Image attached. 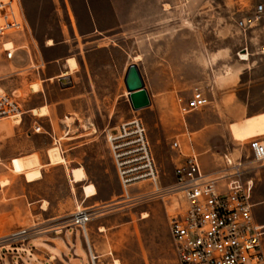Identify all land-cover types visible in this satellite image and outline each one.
<instances>
[{"label":"rangeland","instance_id":"1","mask_svg":"<svg viewBox=\"0 0 264 264\" xmlns=\"http://www.w3.org/2000/svg\"><path fill=\"white\" fill-rule=\"evenodd\" d=\"M59 1L66 6L63 14L70 18H79L84 11L79 8V0ZM93 4L105 33L93 37L86 45L68 44L53 51L30 47L28 51L21 48L29 39L23 37L22 19L20 29L0 36V94L15 92L23 112L32 102L41 101L29 90L37 85L38 92L40 82L29 81L32 69L15 68L38 56H61L60 62L64 64L65 58L73 55L80 63L72 85L61 88L56 80L44 84L54 134L57 138L62 136L60 140L53 141L45 133L28 137L22 132L5 139L3 135L18 126L12 118L0 121V174L8 172L20 182L24 177L28 182L37 181L43 175L37 186L29 188L36 194L48 193L51 211L59 216L61 229H66L74 228L69 224L70 216L80 201L74 198L69 201L65 167H73L69 172L75 183L85 180L86 174L74 166L85 165L101 187L97 196L101 205L91 209L93 216L86 226V235L96 251L89 228L94 224L102 226L94 240L96 252L105 263L177 264L168 221L184 211L185 203L177 194L147 195L139 201L126 199L115 182L103 129L133 117L141 118L159 169V185L164 188L173 181L174 166L180 163V151L172 147L176 139L183 150L190 136L196 151L202 147L216 156L224 153L234 158L240 156L253 168V201H264V162L252 161L248 147L252 138L240 141L231 135V130L235 139L264 131V124L259 127L240 123L264 112V10L255 20L256 8L264 6V0H93ZM239 21L244 25L240 26ZM10 41L17 51L8 60L2 45ZM131 62L140 66L151 100L149 107L139 111L131 109L123 79ZM73 66H69L70 71L76 67L75 61ZM198 88L208 104L180 115L176 97H188L192 89ZM42 131L52 134L50 122L43 124ZM256 138L264 141V137ZM32 150L39 151L43 162L50 165L43 169V174L39 156L28 154ZM200 160L208 162L209 157L201 156ZM1 183H5L0 186L3 198L9 180L0 176ZM83 188L87 197L96 194V188L90 184ZM151 189L147 182L132 187L130 195ZM81 206L89 207L86 203ZM28 208L25 203L13 214L0 215V226L7 227L0 236L31 227L34 222ZM143 214L147 217L142 218ZM252 215L264 224V204H255ZM70 233L74 230L70 229ZM80 234L83 232L77 229L78 240ZM63 251L67 259L74 261L73 254L78 253L84 264H89L86 249L79 241L73 254L65 246Z\"/></svg>","mask_w":264,"mask_h":264},{"label":"built area","instance_id":"2","mask_svg":"<svg viewBox=\"0 0 264 264\" xmlns=\"http://www.w3.org/2000/svg\"><path fill=\"white\" fill-rule=\"evenodd\" d=\"M18 1L0 0V36L21 28ZM263 10L262 4L257 6L255 20L260 18ZM239 22L240 26L244 25V22ZM2 46L6 59H11L16 48L12 44V48ZM58 80L62 87L71 85L69 77ZM208 102L199 88L192 89L188 97H176L177 112L183 116L199 110ZM21 114L19 96L15 92L1 93L0 121L16 115L21 117ZM105 139L126 199L139 201L147 195L163 197L165 194L181 196L185 203L184 211L171 216L168 221L177 264H264V225L253 218V183L242 180L241 162L234 164L224 155L226 168L215 175H206L199 167L198 156L191 153L185 156L181 165L176 166L173 181L164 188L159 185V169L141 118L133 117L115 125L106 131ZM172 147L180 150L177 139L172 142ZM248 147L253 162H264V141L254 137L248 142ZM221 179L227 180L225 191L218 190L217 182ZM147 182L152 186L149 192L130 195L132 187ZM92 216L90 208L79 204L72 212L69 224L83 232L89 264H106L87 239L86 226ZM58 230H61L60 225ZM40 231L36 225L13 231L0 238V247L23 244Z\"/></svg>","mask_w":264,"mask_h":264},{"label":"crops","instance_id":"3","mask_svg":"<svg viewBox=\"0 0 264 264\" xmlns=\"http://www.w3.org/2000/svg\"><path fill=\"white\" fill-rule=\"evenodd\" d=\"M59 0H48L46 2H42L41 0H19L18 1V9L20 12V18L23 21V37H29L28 40L24 41L25 44H22L21 48H25L29 51L30 47L32 50L40 48L45 51H53L61 46H67L71 44L78 47L79 44L86 45L88 44L93 37H96L98 34L102 35L105 33L101 26L99 25L100 20L99 17L95 13L93 0H79V8L84 9L83 13L78 16H70L68 17L66 13L63 14V9L66 6L60 5ZM66 5V3H63ZM84 39V40H82ZM12 46L14 43L10 41ZM23 43V42H22ZM16 51H17V47ZM69 58H73L76 62V67L72 69L70 72L67 60ZM69 58H65L66 63H61V56H54L53 58H46L44 56H38L34 60L30 57L29 61L25 66H18L15 70L18 69H32L31 74V83H35L36 80L40 82V90L37 93H32L33 95L39 96L41 101L37 104L33 103L28 105L27 110L22 111L21 114V122L17 124V129H13L12 133L10 132L9 136L4 135L5 139H10L14 136V133H25L28 137L38 136L40 133H45L49 135L53 141L60 140L62 136L55 137L54 134V125L53 119L50 114V108L46 101V96L44 94V84L48 82H53L56 80L59 82L60 77H69L71 80V85L73 84V76L79 71V65L77 58L75 56H71ZM10 60V59H9ZM132 63V62H131ZM130 63V64H131ZM136 63V62H135ZM128 64V65H130ZM137 64V63H136ZM127 65V67H128ZM138 65V64H137ZM126 67V68H127ZM139 70L140 66L138 65ZM34 69V70H33ZM141 72V70H140ZM142 75V74H141ZM143 78V76H142ZM59 84V83H58ZM59 86L63 88L60 84ZM148 92V90H147ZM149 95V94H148ZM44 107L46 109V115L38 116L33 113V110L37 108ZM262 120H264V112L253 114V116L249 118H245L240 120V123L248 122L254 124L259 127H263ZM50 122V129L52 134L48 131H42L41 128L44 123ZM234 124V123H233ZM231 124V125H233ZM230 125V130L231 126ZM115 125L105 126L103 132L106 135V131ZM39 128L38 131H35L36 128ZM258 127V128H259ZM231 135L234 140H247L254 137H264V131H258L251 135L242 137V138H234L231 130ZM73 138V137H71ZM75 138V137H74ZM73 138V139H74ZM71 139V140H73ZM67 140V139H64ZM106 140V139H105ZM196 142H199L200 139H196ZM68 141V140H67ZM195 143V140H194ZM107 144V143H106ZM108 147V145H107ZM48 149V148H47ZM46 149V150H47ZM185 150L180 147V163L175 165H181L185 156L195 153L198 156L199 167H201L202 171L206 175H215L219 173L222 169L226 168L224 155L232 160L234 164L237 162H241V169L243 170L242 180L247 181L250 180L253 183V190L251 195V201L253 206L255 204H264L262 200L253 201V193H254V178L251 175L253 168L251 167L249 162L244 161L240 156L232 157L230 154L224 153L221 156H216L214 153H210L202 147L198 148L197 151L193 148V144L191 142L190 136H188V144L184 147ZM109 151V150H108ZM35 153L39 156V160L42 163V168H40L41 173L43 174V169L45 167H50L48 162H43L42 154L39 151L32 150L28 154ZM46 153V151H45ZM47 154V153H46ZM111 154V153H110ZM27 155V154H25ZM201 156H208L209 160L201 161ZM13 158L9 159V164ZM48 161V158H47ZM113 163V162H112ZM0 165H2V159L0 158ZM74 167H80L85 171L86 178L81 182L72 183V175L70 174V170L73 167L68 168L65 167L66 170V188L68 190L69 201L72 198L74 200L79 199L80 204L86 203L89 205L88 208L95 209L98 208L101 202L98 200V191L101 190L98 182L94 179V173L85 167V165H77ZM114 168V166H113ZM174 168V169H175ZM9 170V169H8ZM10 171V170H9ZM174 171V170H173ZM11 172V171H10ZM20 175V174H19ZM23 175V174H22ZM0 176H5L9 180V184L5 187V195L3 198L0 197V215L13 214L17 207H22L26 203L28 209L31 211V217L33 225L38 226L41 229L40 233L37 235H33L29 237L23 244H10L0 247V264H84V262L80 259V255L73 254L75 251L78 241L81 242L83 248L86 249V242H84L83 235L80 234V240L75 236L77 228H62L60 231L58 230V218L59 216L54 215L52 213L53 206L51 205V198L48 196V193H33L32 189L29 187L37 186L39 181L43 179V175L37 181L28 182L19 181L16 177L12 176L8 172H4L0 174ZM24 176V175H23ZM173 177V174H172ZM226 179H221L217 182L218 190L225 191L226 190ZM115 182H118V177L115 169ZM92 185L96 188V194L93 196H85L84 185ZM256 197V196H255ZM112 198V197H111ZM254 218V216H253ZM255 219V218H254ZM1 220V218H0ZM35 221L37 223H35ZM259 224L264 225L258 219H255ZM102 226L98 224H94L90 226V239L94 242L95 247V237L98 233L101 232ZM7 229L6 226H0V233H4ZM70 229L74 230V233H70ZM8 234H4L1 237H4ZM67 247V250L73 254V260L71 261L66 258L64 255L63 247ZM264 246V243H263ZM61 255V258L59 257ZM87 260V255H86Z\"/></svg>","mask_w":264,"mask_h":264},{"label":"water","instance_id":"4","mask_svg":"<svg viewBox=\"0 0 264 264\" xmlns=\"http://www.w3.org/2000/svg\"><path fill=\"white\" fill-rule=\"evenodd\" d=\"M123 79L131 109L139 111L149 107L151 105L150 96L145 87L144 78H142L139 67L135 62L128 65Z\"/></svg>","mask_w":264,"mask_h":264},{"label":"bare ground","instance_id":"5","mask_svg":"<svg viewBox=\"0 0 264 264\" xmlns=\"http://www.w3.org/2000/svg\"><path fill=\"white\" fill-rule=\"evenodd\" d=\"M4 46L6 47V48H12V46H11V42L10 43H7V42H5L4 43ZM67 64H68V66H70V67H72L73 66V64H74V59L73 58H69L68 60H67ZM69 67V68H70ZM74 67V66H73ZM72 69V68H71ZM71 72V71H70ZM32 93H34V92H37V90H38V86L37 85H32V86H30V89H29ZM128 95V94H127ZM35 112V114L36 115H39V116H42V115H46V110L44 109V108H39V109H37V110H35L34 111ZM12 119L14 120V122L16 123V124H19L20 122H21V117L20 116H18V115H16V116H12ZM10 134V132L8 131V132H6V136L7 135H9ZM4 136V135H3ZM3 185H5V183H1L0 184V186H2L3 187ZM147 217V215H145V214H143V216H142V218H146Z\"/></svg>","mask_w":264,"mask_h":264}]
</instances>
